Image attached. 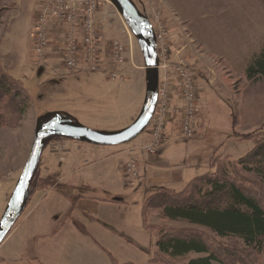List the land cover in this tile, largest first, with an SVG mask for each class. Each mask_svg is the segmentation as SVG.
<instances>
[{
    "label": "rangeland",
    "instance_id": "1",
    "mask_svg": "<svg viewBox=\"0 0 264 264\" xmlns=\"http://www.w3.org/2000/svg\"><path fill=\"white\" fill-rule=\"evenodd\" d=\"M41 1L0 0V61L32 99L15 126L0 120V219L29 157L39 116L64 111L93 130L117 131L137 118L146 96L141 48L109 3L100 16L102 36L128 46L129 39L133 42V62L122 66L125 80L111 79L108 66L93 72L80 64L69 72L62 58L50 50L48 59L38 62L33 33ZM132 1L153 27L157 29L162 22L166 25V41L184 47L182 55L194 67L199 97L196 134L186 139L170 133L157 156L138 150L151 142L155 113L139 136L123 144L48 140L36 181L43 185L48 177L57 179L30 195L23 214L0 246V260L6 264H114V260L149 264L157 253V233L143 220V203L149 192L137 186L138 180L134 186L127 181L122 166L130 157L124 151L137 146L133 156H137L139 174L147 170V178L157 176L156 172H170L176 178L182 174L183 181L173 186L181 191L194 177L214 172L218 166L228 167L245 156L255 146L254 137L264 131V80L246 78L249 62L264 47V0ZM55 187L59 188L51 190ZM149 187L152 191L153 186ZM79 193L102 200L75 203L70 196ZM107 197H122L127 202L104 201ZM259 199L264 204V196ZM148 222L157 229L166 224L191 226L166 220L157 212L150 214ZM195 256L168 259L159 254L155 264H187ZM258 256L252 261L264 264V254Z\"/></svg>",
    "mask_w": 264,
    "mask_h": 264
},
{
    "label": "trees",
    "instance_id": "2",
    "mask_svg": "<svg viewBox=\"0 0 264 264\" xmlns=\"http://www.w3.org/2000/svg\"><path fill=\"white\" fill-rule=\"evenodd\" d=\"M2 14L3 10H0V21ZM246 78L249 81L264 80V47L249 62ZM31 102V95L22 82L11 75L0 61V106L3 111L0 120L15 126ZM52 138L67 137L52 136L47 141ZM254 141V148L233 160L228 167L218 166L214 172L194 177L181 191L163 186L145 199V226L157 233V253L149 264H155L159 254L176 259L190 253L196 256L187 264H259L252 259L264 254V204L259 199L264 196L263 130L257 138L254 137ZM36 176L37 171L30 195L36 189H47L45 186H51L49 183L57 179L48 177L42 180L46 185H39ZM153 212L166 220L181 221L191 226L166 224L156 226L157 229L148 222ZM113 262L118 264L116 260ZM0 264H6L5 260L1 259Z\"/></svg>",
    "mask_w": 264,
    "mask_h": 264
},
{
    "label": "built area",
    "instance_id": "3",
    "mask_svg": "<svg viewBox=\"0 0 264 264\" xmlns=\"http://www.w3.org/2000/svg\"><path fill=\"white\" fill-rule=\"evenodd\" d=\"M108 3L111 4L109 0H42L34 16L35 59L46 61L50 50L62 58L69 72L80 64L93 72L108 66L111 79L125 80L122 66L129 60L133 62V43L130 40L128 46L118 39L105 40L102 36L99 13ZM160 26L153 27L159 57V91L149 133L151 142L138 148L149 153H155L167 141L169 124L181 136L192 138L199 112L194 67L182 55L184 47L176 48L166 41V25L162 22ZM124 172L129 184L134 186L140 175L135 157L125 164Z\"/></svg>",
    "mask_w": 264,
    "mask_h": 264
},
{
    "label": "water",
    "instance_id": "4",
    "mask_svg": "<svg viewBox=\"0 0 264 264\" xmlns=\"http://www.w3.org/2000/svg\"><path fill=\"white\" fill-rule=\"evenodd\" d=\"M110 1L135 34L143 54L146 71V96L143 107L129 126L117 131L93 130L63 111L39 116L29 157L0 219V246L7 239L27 206L31 183L41 162L48 138L62 136L95 145H119L139 136L148 127L153 117L158 101L159 57L152 24L149 17L142 13L132 0Z\"/></svg>",
    "mask_w": 264,
    "mask_h": 264
},
{
    "label": "crops",
    "instance_id": "5",
    "mask_svg": "<svg viewBox=\"0 0 264 264\" xmlns=\"http://www.w3.org/2000/svg\"><path fill=\"white\" fill-rule=\"evenodd\" d=\"M100 16L102 17L103 16V13L102 12H100ZM104 18H106V17H104ZM127 65V64H126ZM111 69H113V67H111ZM122 69H124L123 67H122ZM125 69H126V67H125ZM64 112V111H63ZM67 113V112H66ZM169 129H168V136L170 135V133L172 134V133H176V134H179V132H178V130L176 129V127L173 125V124H169V127H168ZM169 130L171 131V132H169ZM196 138V137H195ZM167 142V141H166ZM166 142H164L162 145H164V144H166ZM135 147H137V146H135ZM135 147H130V148H127L124 152H127L128 154H129V157L131 158L133 155H134V152L135 151H137V150H135ZM139 150V149H138ZM156 155L155 156H157L159 153H158V151L155 153ZM129 158V159H130ZM136 158H137V156H136ZM128 159V160H129ZM127 160V161H128ZM126 161V162H127ZM126 162H125V164H126ZM125 164H123V172H124V167H125ZM147 174H148V171L147 170H145V172L143 171V172H141L140 171V177H139V179H138V185L137 186H141V187H146V189H147V191L149 192V194L145 197V199L149 196V195H151V194H153V193H155L157 190H158V187H163V186H165V187H170V188H173V186L175 185V184H177V183H179V182H182L183 181V179H182V177H181V175H180V178H176V177H174L173 175H171L170 174V172H163V173H160V172H156V175L157 176H154V177H149V178H147ZM59 180V179H58ZM192 180V179H191ZM62 181V179H60V182ZM84 186L85 187H89V186H92L91 184L90 185H85L84 184ZM126 186H128L127 185V181H126ZM149 186H153V189H152V191H150V187ZM93 187V186H92ZM57 188H59V187H55V188H53V189H51V190H54V189H57ZM84 188V187H83ZM174 189V188H173ZM62 192L64 193V190H62ZM65 195H67L66 193H64ZM70 198H72L73 200H75L74 202L76 203V202H79V201H81V202H85V201H87V200H89V199H99V198H97L96 196H93V195H86V194H84V193H79V194H73V196L71 195L70 196ZM145 199H144V201H145ZM99 200H102V199H99ZM104 201H111V202H113V203H116V202H127V201H125V199H123L122 197H107V198H105L104 199Z\"/></svg>",
    "mask_w": 264,
    "mask_h": 264
}]
</instances>
